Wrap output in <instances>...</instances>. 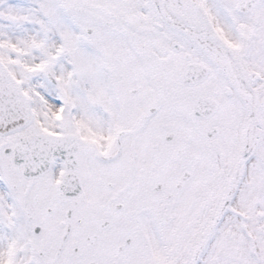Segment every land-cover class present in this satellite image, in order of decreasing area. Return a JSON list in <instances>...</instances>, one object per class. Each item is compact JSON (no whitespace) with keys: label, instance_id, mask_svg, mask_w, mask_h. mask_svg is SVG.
Listing matches in <instances>:
<instances>
[{"label":"snow or ice","instance_id":"1","mask_svg":"<svg viewBox=\"0 0 264 264\" xmlns=\"http://www.w3.org/2000/svg\"><path fill=\"white\" fill-rule=\"evenodd\" d=\"M0 264H264V0H0Z\"/></svg>","mask_w":264,"mask_h":264}]
</instances>
